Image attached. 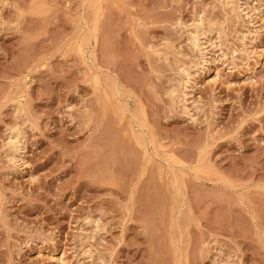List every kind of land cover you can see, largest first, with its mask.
Masks as SVG:
<instances>
[{
    "label": "rangeland",
    "instance_id": "rangeland-1",
    "mask_svg": "<svg viewBox=\"0 0 264 264\" xmlns=\"http://www.w3.org/2000/svg\"><path fill=\"white\" fill-rule=\"evenodd\" d=\"M239 4L0 0V264H264V0Z\"/></svg>",
    "mask_w": 264,
    "mask_h": 264
},
{
    "label": "bare ground",
    "instance_id": "bare-ground-1",
    "mask_svg": "<svg viewBox=\"0 0 264 264\" xmlns=\"http://www.w3.org/2000/svg\"><path fill=\"white\" fill-rule=\"evenodd\" d=\"M227 1H229V4H230V6L234 9V12H235V10H238L239 11V9H240V4H239V0H227ZM241 11V10H240ZM239 11V12H240ZM238 12V13H239ZM199 17V16H198ZM198 17H196V18H194V22H193V28H194V31H193V34H192V42H193V44L196 46V48H198L199 50H201V47H202V45L203 44H205L204 42H202V40L203 39H205L206 38V36H207V30H205V27H204V25H203V23H202V20L203 19H201L200 17L198 18ZM207 26H209V25H207ZM213 26V25H212ZM207 28V27H206ZM210 28V27H209ZM217 29V28H216ZM191 31V30H190ZM212 31V30H211ZM211 34V33H210ZM209 35V34H208ZM203 50V49H202ZM204 51V50H203ZM202 53V52H201ZM179 69H180V73H184V74H186L187 75V73H188V69L186 68V67H179ZM179 71V70H178ZM185 83V82H184ZM184 85V84H183ZM181 86V85H180ZM182 88H183V86H181ZM173 92V91H172ZM180 92V90L178 91V92H176V93H179ZM180 93H182L184 96H185V93H183V92H180ZM179 93V94H180ZM173 94H174V92H173ZM172 94V95H173ZM178 94V95H179ZM177 94H176V96H174L175 97V99L176 98H178V97H180V95L178 96ZM182 98V97H181ZM174 99V98H173ZM185 101V100H184ZM185 107V106H184ZM21 134H19V132H17V131H15V132H11V135H10V137H9V141H8V143H7V145L9 146V149H11V156H12V154H14V153H18V150H19V148H20V142L22 141L21 139H23L21 136H20ZM24 137V136H23ZM22 143V142H21ZM20 151V150H19ZM16 155V154H15ZM15 155H13L14 157H15ZM10 156V157H11ZM12 156V157H13ZM12 159V158H11Z\"/></svg>",
    "mask_w": 264,
    "mask_h": 264
}]
</instances>
